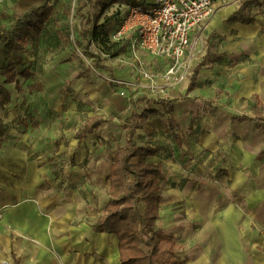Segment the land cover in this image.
I'll use <instances>...</instances> for the list:
<instances>
[{"label":"crops","instance_id":"1","mask_svg":"<svg viewBox=\"0 0 264 264\" xmlns=\"http://www.w3.org/2000/svg\"><path fill=\"white\" fill-rule=\"evenodd\" d=\"M41 1L0 0V26L14 16V6L25 9ZM119 1L56 0L41 38L85 41L106 17L115 16L111 30L130 6L154 2ZM239 4L219 7L206 23L191 92L190 78L164 93L139 88L141 69L160 83L168 64L142 52L122 67L109 63L114 81L123 85L115 90L106 78L74 69L71 52L63 62L48 63L50 71L65 75L53 72L39 79L37 57L55 46L28 45L22 54L32 61L33 76L27 81L40 83L43 94L55 89L37 106H23L12 95L0 109V132L14 133L18 141L11 145L0 139V258L13 264L12 250L20 264H119L117 237L91 228L106 203L101 211L87 203L100 189L109 191L115 135H124L125 119L155 110L135 131L134 141L155 150L147 161L163 169L156 226L174 236L177 259L183 264H264V137L252 124L231 120L252 117L264 105V0L251 3L252 24L229 21ZM122 90L129 100L120 96ZM93 117L108 122L77 140L75 134ZM48 154L51 163L32 160H46ZM49 166L65 175L47 176ZM44 184H49L45 190Z\"/></svg>","mask_w":264,"mask_h":264},{"label":"trees","instance_id":"2","mask_svg":"<svg viewBox=\"0 0 264 264\" xmlns=\"http://www.w3.org/2000/svg\"><path fill=\"white\" fill-rule=\"evenodd\" d=\"M55 1L43 0L31 4L20 14L12 16L8 25L0 26V80H3V83H0V109H4L10 102V93L5 85L16 83L18 78L28 80L33 76L28 68L30 64L21 71H16L17 56L29 44H35L36 47L48 46L47 40H42L41 35L53 14L52 6ZM250 6V2L242 1L229 21L254 23V17L248 11ZM114 18L115 16L106 17L102 24L94 25L90 33L93 43L100 45L107 54L111 53L107 47L108 41L112 42L111 30H108V27ZM110 45L114 49L111 54L113 58L129 52L126 41H113ZM83 52L93 66L107 72L109 79L114 80L113 68L101 64L103 62L101 54H92L88 48ZM200 67L201 65H198L193 70L187 86L188 92L195 89ZM108 84L112 90L123 87L113 82ZM30 86L32 91L37 93L43 91L40 83ZM164 107L166 112L171 111L169 103ZM156 114L157 111L149 110L139 115L131 114L125 119L121 128L122 132L125 131L124 135L121 133L123 144L117 147L114 156L111 157L112 164L107 177L110 188L104 212L91 224L95 232L113 234L117 237L119 264H183L176 256L178 246L174 236L156 226L158 204L162 199L159 181L163 177V169L159 164L147 161L155 155V150L137 147L134 141L135 131L140 129L150 116ZM231 120L252 124L264 137V105L261 112L255 113L252 117L239 115L232 116ZM107 122L108 120L102 117L89 118L75 134V138L81 141ZM113 141L112 139L109 142ZM263 154L264 147L261 150V155ZM10 257L13 264H20L12 250Z\"/></svg>","mask_w":264,"mask_h":264},{"label":"built area","instance_id":"3","mask_svg":"<svg viewBox=\"0 0 264 264\" xmlns=\"http://www.w3.org/2000/svg\"><path fill=\"white\" fill-rule=\"evenodd\" d=\"M242 1L259 0H154L150 6H130L111 29L110 38L114 42L126 41L133 58L142 52L151 59L168 62L160 83L144 69L140 70L139 88L164 93L166 88H176L192 76L204 50L205 25L217 9ZM119 94L129 100L124 90ZM0 264L9 263L0 258Z\"/></svg>","mask_w":264,"mask_h":264},{"label":"rangeland","instance_id":"4","mask_svg":"<svg viewBox=\"0 0 264 264\" xmlns=\"http://www.w3.org/2000/svg\"><path fill=\"white\" fill-rule=\"evenodd\" d=\"M128 1L129 0H121L119 2L128 3ZM131 4H134V3L132 2ZM25 9H23V7L18 6V5L14 6V15L20 14ZM71 14H72V12H71ZM9 20L11 21V19H8V21L2 23L1 26L8 25L9 22H10ZM88 40L89 41H87V40L82 41V40L75 39V38H72V37H70V39H67V40H53V41H49L48 40L47 43L49 44V42H51L53 44V46H55V47H54L53 50L49 51L48 54L45 51L42 52V53H39V56L37 57L38 62H37V66H36V71H34V73L37 74L36 77H38L39 79H40V77H42L43 80H44V78H49L50 75L53 74V72L55 73V75H58V74L59 75L60 74L61 75H65L64 73L58 72L55 68H54L53 71H50L48 63L50 62L51 65H53L52 63L63 62V60L68 55L67 53L71 52V53L74 54V56H73L74 59H72L70 64L73 63L72 67L74 69L75 68H79V69L84 68L85 72H83V74L87 73V75L92 76V77L97 78V79H101V80H105V78H106V80L109 79V74L107 72H104V71L96 68L95 66H93V64L90 61V59L86 55H84L83 51H85V49H87V48H88V51L90 53H92V54H99V55L101 54V59L103 61V62H101V64L106 65V66H109L110 65L109 63H113L116 66L118 65L119 67H122L126 63L129 62L131 57H133L132 54H129V52H125V53L113 58L111 56V54L114 52V49L110 45L113 41L112 42L108 41L107 47H109V50H110L111 53L107 54V53L103 52L102 47L100 45L99 46L95 45L91 38L88 39ZM27 47H25V49H24V51H26V52L29 50L30 45H29L28 49H27ZM24 51H22V52H24ZM22 52H20V54L18 56V60H17L16 71H18V72L21 71L25 66H27L29 64L31 65L30 62H32V61L27 60L26 56L24 58V55L22 54ZM27 57H29V55ZM48 59L50 61H48ZM44 69H46V70L48 69L49 71H45ZM0 83H3V80H0ZM30 83H31L30 81L18 78L16 83L5 85L7 87V89L9 90V93H11L10 94V100L12 98V95H14L13 96L14 100H18V101L21 100L23 102V106H25V104L28 105V106H31V105L37 106L43 101L45 96L53 95V89H55V88H51L52 91L51 90L48 91V89H47V92H45V94L37 93L35 91H32V86H30ZM56 89H57V87H56ZM116 91L119 92V90H116ZM56 95H57V93H55L54 96H56ZM259 111H261V109ZM24 121L28 125L27 127L31 126V124L29 122V119H25ZM23 125H25V124L23 123L20 126L21 129H23ZM118 133L119 132H117L116 135H115V137H116L115 138L116 147L123 144V137L121 136V134H118ZM1 138L4 139L5 142L8 141L7 143L11 144V145L13 143L16 144L18 142V141H16L17 137L14 136V133H13L12 136H10L9 133H5V134L2 133V135H0V139ZM13 140H14V142H13ZM36 156H37V154H36ZM36 156H34L32 158V160L43 161V164L51 163L50 161L52 159H51L49 154L46 155V160L45 159L39 160ZM35 166L37 168V164ZM59 173L62 176L65 175V173H63V169H61L59 167L58 168H53V166H49V168L47 169L45 174L47 176L49 174H52V176H54V175L57 176ZM43 180H45V178H43ZM102 182H103V180H102ZM104 182H103V184H104ZM48 185L44 184V185H42V188L45 190ZM94 197H95V199L88 201L87 207L93 208L94 211H101V209H103V207H104V205L106 203L105 201L108 198V192L105 193L102 189H100L98 192H96V196H94ZM1 209L2 208H0V210ZM200 251H202L201 248L200 249H194L193 252H200Z\"/></svg>","mask_w":264,"mask_h":264},{"label":"bare ground","instance_id":"5","mask_svg":"<svg viewBox=\"0 0 264 264\" xmlns=\"http://www.w3.org/2000/svg\"><path fill=\"white\" fill-rule=\"evenodd\" d=\"M82 206H80V208H81Z\"/></svg>","mask_w":264,"mask_h":264}]
</instances>
